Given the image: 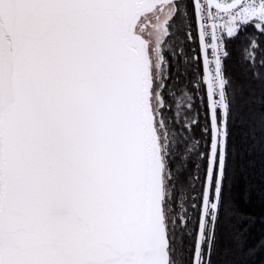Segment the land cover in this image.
I'll list each match as a JSON object with an SVG mask.
<instances>
[{
    "label": "snow or ice",
    "instance_id": "1",
    "mask_svg": "<svg viewBox=\"0 0 264 264\" xmlns=\"http://www.w3.org/2000/svg\"><path fill=\"white\" fill-rule=\"evenodd\" d=\"M181 8V0H0V264H249L264 252V240L248 243L249 194L225 195L233 127L256 123L257 100L264 131V92L234 85L228 43L247 29L264 38V0H188L183 17ZM188 10L209 66L191 230L179 192L191 125L183 105L173 111L168 50ZM247 43L251 60L262 45ZM253 77L264 85V71ZM178 230L190 247L178 246Z\"/></svg>",
    "mask_w": 264,
    "mask_h": 264
},
{
    "label": "trees",
    "instance_id": "2",
    "mask_svg": "<svg viewBox=\"0 0 264 264\" xmlns=\"http://www.w3.org/2000/svg\"><path fill=\"white\" fill-rule=\"evenodd\" d=\"M187 3L188 1L182 3V17ZM246 31L247 37L242 35L238 40H229L230 56L226 61L227 72L237 88L244 86L258 98L264 92V85L255 79L253 74L264 71V66L261 64V61L264 60V38L260 37L258 31L253 37V29ZM173 32L176 35L169 40L168 50L170 54L173 51L176 53L172 58L171 73L175 85L173 91L177 94L171 98V102L173 111H175L176 104L183 105L180 109L181 119L186 116L187 123L191 125V131L184 132L185 139L182 141L184 147L179 150L181 170L186 176L179 192L185 197L184 206L188 208V214L193 218V223L189 225V230H191L194 228L195 217L198 213L190 205L199 203L193 198L198 197L202 190V180H197L196 177H203L204 174V160L200 158L199 154L205 150L206 137L201 130L206 123L208 99L200 43L191 10H188V15L182 23L174 26ZM188 32L193 33L191 40L187 39L186 33ZM248 38H255L257 44L262 45L251 53L253 56L251 60L247 59L249 51H245L246 48L251 50V46L247 43ZM196 57H200V59L196 60ZM189 96L191 97L190 101L188 100ZM189 103L191 108L187 107ZM252 109L256 114L257 121L251 128L249 124H241L239 121L233 127L235 151L230 160L229 182L225 188V195L242 197L246 192L249 194L248 202H241V204L245 211L254 217V223L251 224L249 230L248 243L249 245H258L261 240H264V131L261 130L258 121V100L256 104L252 105ZM194 120H198L199 124L192 123ZM188 149L191 150L188 151ZM179 203L180 196L178 195V214L180 212ZM184 240L188 241L187 247H190L191 239L178 230V246L184 247L182 244ZM249 264H264V252L252 257Z\"/></svg>",
    "mask_w": 264,
    "mask_h": 264
},
{
    "label": "water",
    "instance_id": "3",
    "mask_svg": "<svg viewBox=\"0 0 264 264\" xmlns=\"http://www.w3.org/2000/svg\"><path fill=\"white\" fill-rule=\"evenodd\" d=\"M199 38V36H198ZM206 41H202L200 38H199V43H200V46H201V49H202V46L203 44L205 43ZM202 53V52H201ZM202 63H203V73H204V79H205V84H206V90H207V76H208V72H209V66L206 65L204 63V59H203V56H202ZM207 99L208 98V94H207Z\"/></svg>",
    "mask_w": 264,
    "mask_h": 264
},
{
    "label": "flooded vegetation",
    "instance_id": "4",
    "mask_svg": "<svg viewBox=\"0 0 264 264\" xmlns=\"http://www.w3.org/2000/svg\"><path fill=\"white\" fill-rule=\"evenodd\" d=\"M188 0H181V4L183 3V2H187ZM200 53H201V46H200ZM201 56H202V53H201ZM209 59H210V57H209ZM206 85V84H205Z\"/></svg>",
    "mask_w": 264,
    "mask_h": 264
},
{
    "label": "built area",
    "instance_id": "5",
    "mask_svg": "<svg viewBox=\"0 0 264 264\" xmlns=\"http://www.w3.org/2000/svg\"><path fill=\"white\" fill-rule=\"evenodd\" d=\"M203 2H206V0H203ZM210 59H211V57H210Z\"/></svg>",
    "mask_w": 264,
    "mask_h": 264
}]
</instances>
